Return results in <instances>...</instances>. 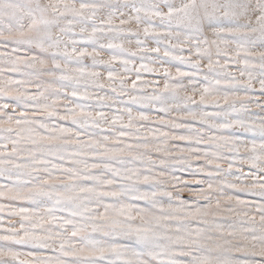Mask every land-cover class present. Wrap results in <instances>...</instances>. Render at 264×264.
<instances>
[{"label":"snow or ice","instance_id":"snow-or-ice-1","mask_svg":"<svg viewBox=\"0 0 264 264\" xmlns=\"http://www.w3.org/2000/svg\"><path fill=\"white\" fill-rule=\"evenodd\" d=\"M0 264H264V0H0Z\"/></svg>","mask_w":264,"mask_h":264}]
</instances>
